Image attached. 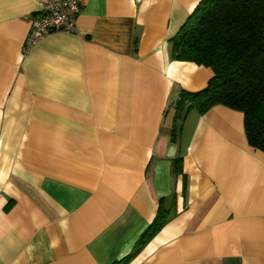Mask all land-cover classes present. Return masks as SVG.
I'll return each mask as SVG.
<instances>
[{"label": "crops", "instance_id": "1", "mask_svg": "<svg viewBox=\"0 0 264 264\" xmlns=\"http://www.w3.org/2000/svg\"><path fill=\"white\" fill-rule=\"evenodd\" d=\"M39 1L0 0V264H264L243 113L191 109L172 133L180 91L213 76L172 56L200 0H83L23 54Z\"/></svg>", "mask_w": 264, "mask_h": 264}, {"label": "trees", "instance_id": "2", "mask_svg": "<svg viewBox=\"0 0 264 264\" xmlns=\"http://www.w3.org/2000/svg\"><path fill=\"white\" fill-rule=\"evenodd\" d=\"M171 49L173 58L193 61L213 71L203 89L180 91L173 135L176 123L189 110L203 114L220 104L243 113L247 142L264 152V0H200L171 38ZM179 160H175L177 165ZM168 217L160 205L137 241L139 246ZM131 255L111 264H127Z\"/></svg>", "mask_w": 264, "mask_h": 264}, {"label": "built area", "instance_id": "3", "mask_svg": "<svg viewBox=\"0 0 264 264\" xmlns=\"http://www.w3.org/2000/svg\"><path fill=\"white\" fill-rule=\"evenodd\" d=\"M82 4L83 0H40L39 8L30 19V30L22 45V53H28L50 32H73Z\"/></svg>", "mask_w": 264, "mask_h": 264}]
</instances>
